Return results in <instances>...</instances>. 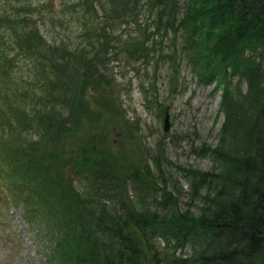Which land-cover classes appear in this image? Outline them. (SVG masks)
Returning a JSON list of instances; mask_svg holds the SVG:
<instances>
[{
  "label": "trees",
  "instance_id": "trees-1",
  "mask_svg": "<svg viewBox=\"0 0 264 264\" xmlns=\"http://www.w3.org/2000/svg\"><path fill=\"white\" fill-rule=\"evenodd\" d=\"M27 2L0 9V193L21 204L38 243L49 240L47 263L264 264V0H60L53 30L74 22L81 38L73 44L45 36L43 7ZM142 5L155 10L152 25L137 22ZM131 24L136 34L122 39L118 27ZM169 30V89L183 61L220 92L224 117L215 146L192 147L211 155L212 167L179 166L189 185L184 210L164 181L157 187L148 162L162 176L163 139L148 156L134 152L139 123L126 117L105 72L114 45L147 62L154 37ZM18 56L29 78L17 75ZM140 88L148 109L159 97L154 80ZM112 131L122 135L118 148ZM155 236L163 250L152 245ZM185 245L190 252L178 253Z\"/></svg>",
  "mask_w": 264,
  "mask_h": 264
},
{
  "label": "rangeland",
  "instance_id": "rangeland-1",
  "mask_svg": "<svg viewBox=\"0 0 264 264\" xmlns=\"http://www.w3.org/2000/svg\"><path fill=\"white\" fill-rule=\"evenodd\" d=\"M26 1L34 11L43 7L41 18L45 22H40L39 18H37V21L39 20L38 27L45 36L50 39L55 36L58 40L63 38L64 41L70 44L81 38L74 22L68 21L64 31L53 30L52 25L58 28L59 21L62 20L60 0H0V9L8 8L11 10L15 2L25 3ZM145 6L140 7L137 22L140 24L149 22L152 25L155 10L150 12ZM96 7L98 15L101 16L103 9L98 5ZM37 15L38 12H33L34 18ZM123 26H119L117 30L119 34H123L122 39H125L128 33L131 36L136 34L135 29H133L134 24H131L128 28ZM150 30H152V27ZM56 32H59L60 35ZM154 39L157 40L158 45L147 62L129 58L120 46L114 45L118 54L110 55L105 72L107 77L110 78L109 81L112 83V87L119 95L118 101L124 108L126 117L135 119L139 123L137 129L136 127L133 128L134 131H137L136 141L138 142H132L134 152L137 154L141 152L144 156H148L149 150L151 147L153 149L155 142L160 138L163 139L164 157L167 160L163 163L162 176L158 175L151 160L149 158L145 159L146 161L149 159L148 162L152 166L155 182L158 183L157 187L160 188L164 181L166 188L177 197L179 208L184 210L188 207L189 185L179 166H192L202 170H209L212 167V156L197 155L193 152L192 147H200L204 142L211 146L218 143L219 130L224 119L223 114L219 112L221 96L220 92L213 89V84L198 82L197 78L191 73L190 67L186 66L183 61L179 63L178 78L174 83L175 87L169 89L171 71L165 55L172 48V31L169 30L161 36H155ZM15 53V49H7V56L10 58ZM18 59L19 62L17 63H19L20 68L17 66V75L20 76V79L29 78V64L25 60H21L20 56L15 58L14 61ZM33 65L31 64L32 67ZM148 77L154 80V87L159 97L156 102L150 101L151 103L148 104L150 107L146 109L140 82ZM236 81V77L232 79L233 84ZM0 88L3 90L1 86ZM242 88L245 90V83L242 84ZM159 104L165 107L164 112L159 111ZM166 109H168L171 124L167 132L163 131V119ZM120 136H122L120 132H111L110 138L113 140L114 148H118ZM5 180L10 183L8 178H5ZM76 186L81 190L79 183ZM1 192L0 202L3 205L0 204V264H48L44 254L46 252L45 246L50 243L49 240H45V246L42 241L38 243L36 232L30 228L24 219L21 204L13 206L9 202V196L7 197L4 189L1 188ZM161 193L162 191L157 189V194L161 195ZM129 195L136 201L140 197L139 191L134 190L132 187L129 189ZM144 201L152 209L156 207L150 194L145 197ZM201 204V198L195 199L191 210L197 213ZM152 245L158 250H163L164 241L160 236H155L152 239ZM189 252L190 247L188 245L178 250V253L182 254Z\"/></svg>",
  "mask_w": 264,
  "mask_h": 264
},
{
  "label": "water",
  "instance_id": "water-1",
  "mask_svg": "<svg viewBox=\"0 0 264 264\" xmlns=\"http://www.w3.org/2000/svg\"><path fill=\"white\" fill-rule=\"evenodd\" d=\"M168 109L165 110L164 119H163V131L167 132L170 129V118H169Z\"/></svg>",
  "mask_w": 264,
  "mask_h": 264
}]
</instances>
